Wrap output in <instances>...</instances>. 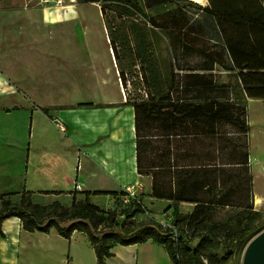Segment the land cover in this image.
<instances>
[{
    "label": "trees",
    "instance_id": "1",
    "mask_svg": "<svg viewBox=\"0 0 264 264\" xmlns=\"http://www.w3.org/2000/svg\"><path fill=\"white\" fill-rule=\"evenodd\" d=\"M103 1L77 0L80 3ZM143 1L146 9L166 3L175 5L177 9L167 13L161 21L151 19V26L177 33L182 46L188 50V58L200 53L206 64L197 67L188 60V65L179 69L180 72L172 70L164 77L152 71L146 75L148 92L144 95L137 92L136 99L126 103L134 107L136 114L138 174L152 179V195L141 193L132 197L128 208L120 214L92 203L90 197L130 195L124 191L84 192L81 193L86 197L84 201L78 200L75 194L71 207L61 202L35 204L32 193L24 194L19 203L13 202L10 195H0V238L7 239L3 223L16 217L29 233H55L69 242L76 232L85 234L94 248L98 264H107L115 256L117 246L143 245L149 241L163 246L172 264H227L240 242L248 240L249 243L258 235H253L252 224L262 216L261 212L246 217L240 230L221 231L217 223L204 231L196 229V224L217 208L239 206L254 210L248 101L217 26L216 14L210 6L193 0ZM237 1L244 9L252 37L264 59V0ZM128 2L139 11L144 9L137 0ZM105 10L103 7V14ZM191 10L210 20L215 39L201 43L206 34L205 25L190 17ZM148 56L150 61L153 55ZM223 60L229 65L223 64ZM216 65L235 73V81L221 86L214 75ZM78 107L96 106L82 103ZM41 109L49 115V109ZM223 126L230 131L224 132ZM238 197L243 201L236 202ZM147 198L173 203L172 226L165 227L152 219L126 231L127 220L148 212L144 204ZM183 203L195 206L188 217L181 213ZM120 216H125V220L121 222ZM186 221L192 227L191 233L179 227ZM196 241L199 242L195 246Z\"/></svg>",
    "mask_w": 264,
    "mask_h": 264
},
{
    "label": "rangeland",
    "instance_id": "2",
    "mask_svg": "<svg viewBox=\"0 0 264 264\" xmlns=\"http://www.w3.org/2000/svg\"><path fill=\"white\" fill-rule=\"evenodd\" d=\"M137 1L144 8L142 11L132 7L128 0H104L100 3L68 1L64 7L42 5L39 0H1L0 68L3 65L9 78L16 81V85H21L18 88L19 94L32 102L34 107L51 109L56 108V105H59L57 108H70L81 103H93L98 108L118 107L123 100L124 103L134 101L137 92L142 95L148 92L146 75H150L152 71L164 77L172 70L180 72L179 69L188 65V60L197 67L206 65L205 57L200 53L188 58V50L182 46L177 33L151 26V19L161 21L167 13L177 9L175 5L166 3L146 9L143 0ZM103 7L106 8L104 14ZM215 7L218 12L225 10L223 15H218L217 21L221 17L228 18L232 12L230 8H222L218 4ZM189 15L199 24L205 25L206 34L201 39L202 44L215 39L216 33L209 19L193 10ZM110 49L115 50L113 56L117 66L113 64ZM149 54L153 55L150 61ZM223 62L229 65L228 61ZM236 66L240 79L246 85L252 84L253 79H260L254 76L252 78L250 73L246 76L245 72L252 69L244 68L240 61ZM233 74L235 73L226 71L220 65H216L214 69V75L221 86L233 83ZM230 98H233V93H230ZM16 104L20 103L6 100L0 102V108H13ZM125 108L126 111L120 114L115 108L102 113H91V116L96 119L106 117L112 119L113 123L118 117L123 120L122 159L115 164L123 172L122 177L129 180L134 178V168L131 158L132 143L129 139L131 117L127 107ZM248 121L252 127L248 140L249 153L253 156L250 170L253 176L254 210L239 206L217 208L196 224L198 231L206 230L213 223H217L221 231L240 230L242 221L253 212L263 213L252 224L253 235L264 230V107L259 101L253 100L248 104ZM0 127L7 131L5 124ZM222 129L224 132L230 131L227 126ZM9 155L8 151H2L0 160H6ZM85 165L90 166L87 161ZM93 178L97 183L95 188L111 189L118 184L114 180L112 183H105L104 174L98 172ZM148 181L152 182V179L145 177L138 189L130 188L129 196H104L96 200V204H100L102 208L114 209L120 214L128 208L132 197L147 194ZM1 187L4 188L0 190L13 191L19 188L17 185L10 187L8 182ZM123 191L129 193L128 188ZM151 199L144 201L148 208L146 214L127 220L126 231L152 219L165 227L172 226L173 203ZM259 199L263 201L261 204L257 203ZM12 201L19 203L21 198ZM241 201L242 197L236 199V202ZM181 213L187 217L191 215L188 204L181 208ZM119 220L124 221L125 216H120ZM179 227L188 233L192 231L189 221ZM7 229L8 240L0 239V264H71V257L74 258L72 264H97L93 247L82 233L76 234L72 242H69L60 236L47 237L25 232L21 235L16 222H11ZM247 245L248 240L240 242L227 264H242ZM111 264H171V258L163 246L149 241L140 249L122 246Z\"/></svg>",
    "mask_w": 264,
    "mask_h": 264
},
{
    "label": "crops",
    "instance_id": "3",
    "mask_svg": "<svg viewBox=\"0 0 264 264\" xmlns=\"http://www.w3.org/2000/svg\"><path fill=\"white\" fill-rule=\"evenodd\" d=\"M193 1L201 2L200 4L204 6H210L216 14V21L218 15L225 13V10L218 12L215 7L216 4L221 5L222 8H230L232 11L230 16L228 18L221 17L217 21L218 27L237 75L239 70L236 65L240 61L245 66L244 68L252 69L245 72L246 76L250 73L252 78L253 76L260 78L253 79L252 84L246 85L245 81L241 80L238 75L248 104L255 100L264 107V59L254 42L250 25L241 4L237 0ZM111 55L114 66H117L113 52ZM1 66L3 68H0V102L11 100L18 101L20 104H16L13 108H0V125L5 124L7 126V131L1 130L0 127V153L8 151L10 154L6 160H0V189L4 188L1 185L7 182L10 183V187L13 185L19 187L16 191L12 189L0 190V195H10V199L15 200L22 198L26 193H32V200L35 204L48 205L61 202L65 206L71 207L75 194H77L78 200L84 201L86 197L81 194L84 192H122L126 188L138 189L139 184L144 182L145 177L139 175L137 169L136 114L133 106L126 104L127 102L124 103V100L118 107L79 108L77 105L70 108H57L59 105H56L54 106L56 108L49 109V115H47L41 109L44 107H34L32 102L19 94L18 88L21 85H16L17 82L9 78L4 66ZM125 107H127L131 117L129 139L132 143L131 158L134 168V178L129 180L122 177L123 172L115 164L122 159L121 145L124 135L121 128L123 120L118 117L113 123L112 119L106 117L96 119L91 116V113H102L115 108L120 114L126 111ZM57 120L65 124L66 132H62L57 127ZM86 161L90 166L85 165ZM252 161V155H250V166L253 165ZM96 172L104 174L105 183L116 181L117 187L111 189L95 188L97 183L93 177ZM148 186L147 194L151 196L152 182L148 181ZM101 197L104 196H91L90 200L96 204V200H100ZM147 199L152 200L151 198ZM186 205L183 203L180 207L183 208ZM1 206L2 201L0 200ZM188 208L192 213L195 206L188 204ZM11 222H16L19 225L21 235L24 232L29 233L23 229L21 220L13 217L3 223V230L7 235V239L0 238L3 241L8 240L7 227ZM78 233L76 232L74 236ZM32 234L45 235L41 233ZM45 236L55 237L58 235ZM121 247L117 246L114 249V257ZM132 247L140 249L142 245H133ZM93 252L95 253L94 248ZM113 258L109 259L107 264H111ZM70 261L72 264L74 258L71 257Z\"/></svg>",
    "mask_w": 264,
    "mask_h": 264
},
{
    "label": "water",
    "instance_id": "4",
    "mask_svg": "<svg viewBox=\"0 0 264 264\" xmlns=\"http://www.w3.org/2000/svg\"><path fill=\"white\" fill-rule=\"evenodd\" d=\"M242 264H264V230L248 243Z\"/></svg>",
    "mask_w": 264,
    "mask_h": 264
},
{
    "label": "built area",
    "instance_id": "5",
    "mask_svg": "<svg viewBox=\"0 0 264 264\" xmlns=\"http://www.w3.org/2000/svg\"><path fill=\"white\" fill-rule=\"evenodd\" d=\"M68 1H70L71 3L77 2V0H39L40 4L42 5H55L57 7H64L65 5H67ZM56 125L62 132L67 131L66 126L62 121L57 120ZM128 192L130 194V188H128Z\"/></svg>",
    "mask_w": 264,
    "mask_h": 264
},
{
    "label": "bare ground",
    "instance_id": "6",
    "mask_svg": "<svg viewBox=\"0 0 264 264\" xmlns=\"http://www.w3.org/2000/svg\"><path fill=\"white\" fill-rule=\"evenodd\" d=\"M110 52H111V54H112V52H114V54H115V50H113V49H110ZM253 157V156H252ZM252 164H253V161H252ZM263 201L261 200V199H259V200H257V203L258 204H261Z\"/></svg>",
    "mask_w": 264,
    "mask_h": 264
}]
</instances>
